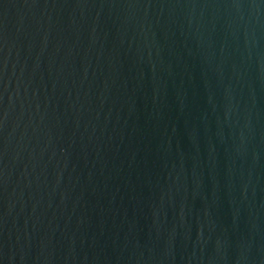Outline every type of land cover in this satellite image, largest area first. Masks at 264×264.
Segmentation results:
<instances>
[{
  "label": "water",
  "instance_id": "obj_1",
  "mask_svg": "<svg viewBox=\"0 0 264 264\" xmlns=\"http://www.w3.org/2000/svg\"><path fill=\"white\" fill-rule=\"evenodd\" d=\"M0 264H264V0H0Z\"/></svg>",
  "mask_w": 264,
  "mask_h": 264
}]
</instances>
